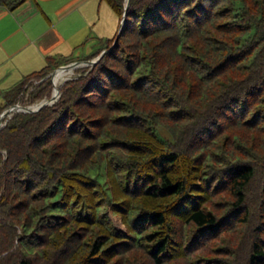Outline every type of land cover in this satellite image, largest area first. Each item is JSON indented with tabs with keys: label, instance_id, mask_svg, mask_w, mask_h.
Instances as JSON below:
<instances>
[{
	"label": "trees",
	"instance_id": "obj_1",
	"mask_svg": "<svg viewBox=\"0 0 264 264\" xmlns=\"http://www.w3.org/2000/svg\"><path fill=\"white\" fill-rule=\"evenodd\" d=\"M104 1L121 28L126 0ZM120 28L87 61L118 40L116 47L88 76L66 83L58 102L16 114L0 130V264H139L140 252L155 264L175 262L219 236L223 225L199 196L225 187L237 210L225 226L248 223L247 191L264 144L249 150L237 137L230 146L215 137L229 121L264 130V0H131ZM232 34L238 38L224 39ZM204 44L221 52L217 65ZM168 57L178 61L169 71ZM62 66L50 60L27 77L0 116L24 100L34 78L45 81L29 103L49 97L48 77ZM209 84L224 95L207 99ZM165 124L174 143L158 133ZM211 145L219 148L208 152ZM185 226L199 232L192 249ZM256 233L247 264H264V220Z\"/></svg>",
	"mask_w": 264,
	"mask_h": 264
},
{
	"label": "rangeland",
	"instance_id": "obj_2",
	"mask_svg": "<svg viewBox=\"0 0 264 264\" xmlns=\"http://www.w3.org/2000/svg\"><path fill=\"white\" fill-rule=\"evenodd\" d=\"M88 7L90 9L89 12H86V10L83 11V14L88 15V16H85L80 12L78 15L73 17V19L75 20L72 23L71 29L69 31L64 30L65 35L66 36L68 35V37L65 38V43L58 48L59 50L63 52H68L71 50L72 44H74L75 42L79 43V46L80 45L81 46L76 51L73 49L75 52H73L74 54L71 60H68V61L61 60L60 62L64 63L65 66H68L74 63H79L80 66L77 69H74L71 74H68L66 78L60 81V84L57 85V87L60 89V94L56 102H58L61 99L62 97L61 89L64 87L66 83L77 79L83 74H85V76H88L91 73V71L94 69V67L96 66V65L94 67L88 66L87 62L96 60L103 53L94 60L87 61V59L85 58L89 56V54L92 51L97 49L98 38H105V39L114 38L120 26L117 15L115 14L113 9L111 8V6H109L107 2L105 1L101 2V0H95L92 3H90ZM87 20L92 21V24H89L90 27L94 25L91 32L82 30L84 25L87 23ZM213 35H216V34H213ZM70 36L73 37L71 40H69ZM87 36H89L88 40H86ZM234 36L236 35L234 34L230 36L227 35L224 37V39L234 40ZM115 44L117 45V43L115 42L111 49L116 47ZM189 46H192V44H189L188 47ZM202 48H204L202 52L204 51V53L206 54V57L209 59V62H211L210 65H213V66L214 64L217 65L219 59L221 58L220 57L221 52L218 50L211 51V49L208 48L207 44H204ZM111 49L105 50L103 52H107L108 54L109 52H111ZM206 50H208V52L210 53H207ZM40 64L43 65L41 62ZM166 64H168V68H170V70H173L177 66L178 61L173 60V59L171 60V58L168 57V61L165 63V67L167 70ZM35 68H36V65L33 63L27 69V71H31ZM50 76L48 78H50ZM237 76L238 78H241L244 75H240V73H237ZM44 81L45 79L41 80V78L32 79L26 86V88H29L28 94L26 95L24 100H21L17 105H20L23 107H35L41 104L45 100L46 101L50 100L52 96L54 95V91H55L53 80H52V87H51V95L49 97H46L41 101L29 103L30 98H31L29 94L32 93L35 90V88L38 87ZM7 91H8V88L6 87V85H3V86L0 85V105L1 103H3V99L7 96V93H8ZM214 91H216L219 95H224L225 88L221 87V89H219L218 85L215 86L213 84L211 85L209 84L205 87L204 91L202 92L204 94L207 93L208 94L207 99L210 98L211 99L210 101H213L215 99L213 98L215 96L213 94ZM199 107H200V104H199ZM203 110L205 111L206 108H204ZM16 114H20V113H16ZM13 116L6 118L4 120L2 128H4L9 123V121L13 118ZM221 122H224V121H221ZM167 124L160 126L158 128V133L164 140L170 143H174L173 137L171 136L169 132V128L166 127ZM226 127L229 129L225 133H223L221 137L218 138L216 136L217 132L215 131H217V129L214 128L213 131L209 132L210 134L207 138L216 136L215 138L218 144L225 145V143L226 144L228 143V146H230L232 142L234 143L233 138L236 139L237 137V139L242 141L244 145L248 147L249 150L250 149L253 150L255 148V145H259L262 142L264 144V130H257V129H254V127H250V126H232L231 121L227 122ZM198 130H200V128ZM179 135H180L179 138L185 141L186 136L183 133H180ZM206 148H208L209 150L208 152H212V150H216V148H219V147H215L211 145ZM260 152H262L264 155L263 147H262V150L260 149ZM246 153H249V156H251L250 151L247 150ZM256 153H259V152H256ZM1 154L3 158L6 159L7 153L2 152ZM257 158L260 160L262 157L257 156ZM262 168L264 169V163L260 164V166L257 165L258 175L256 176V179L254 180L252 186L247 191L248 198L246 201V207L250 209V218H249L248 223L244 227L238 225V223H234V225L232 226L231 225L230 226L228 225L227 227L225 226L226 224L231 223L233 221L234 215L237 213V210L233 209L232 207V204L230 201L232 199L227 194V187H225L220 193H214L213 190H211V192H208V193H201L199 197L203 198L201 199V203L204 204L203 207H205L207 210H210L211 212H215L216 216L219 218L220 224L223 225V229L220 231L219 236L213 239L206 246H204L203 244V246L201 247L199 244L200 247L196 248L193 252H191L190 256H187L182 259H177L175 262H169L168 264H247V260H248L247 258L250 252L251 243L257 239L256 229L262 224L264 220V216H263L264 170H262ZM109 216L111 217L114 226L119 231H122V232L127 231L124 221L121 217H116V216L114 217L112 215L111 210L109 211ZM94 229L98 230L97 228L92 227V230ZM198 233L199 232L197 228L193 226H185L184 228V234L186 235L185 244L186 246H189L190 249H192L190 245L197 240L196 237L198 236ZM35 249L37 251H43L44 253H46L47 257L48 255L50 256L52 253L56 254V258H58V255H59V252L57 254V251H54L53 247H49V248L39 247ZM37 251H35V254L37 253ZM138 255L140 256L139 257L140 261H138L139 264H155L154 262L145 259V257L147 256L146 254L143 255V253L140 252Z\"/></svg>",
	"mask_w": 264,
	"mask_h": 264
},
{
	"label": "crops",
	"instance_id": "obj_3",
	"mask_svg": "<svg viewBox=\"0 0 264 264\" xmlns=\"http://www.w3.org/2000/svg\"><path fill=\"white\" fill-rule=\"evenodd\" d=\"M93 1L95 0H29L15 9L0 5V85L8 88L0 107L13 101L15 90L24 80L41 72L49 65L50 60L72 59L73 52L81 45L75 42L70 51L59 50L68 37L64 30L71 29L74 16L80 12L83 14L85 10L89 12L88 5ZM118 21L120 25L119 17ZM89 24L92 21L87 20L82 30L91 32L94 25L90 27ZM72 38L70 36L69 40ZM114 38H98L97 49L85 59L104 49L107 42ZM88 39L89 36L86 40ZM33 63L36 68L27 71Z\"/></svg>",
	"mask_w": 264,
	"mask_h": 264
},
{
	"label": "water",
	"instance_id": "obj_4",
	"mask_svg": "<svg viewBox=\"0 0 264 264\" xmlns=\"http://www.w3.org/2000/svg\"><path fill=\"white\" fill-rule=\"evenodd\" d=\"M130 5H131V0H126V4H125V14H124L123 19H122V22H121L120 32L126 26V23H127V14H128ZM117 42H118V40L116 41V43ZM106 54H107V52H103V54L99 58H97L96 60L91 61V62H87L88 66H93L94 67L95 65L98 64V62L101 60V58L104 57ZM79 66H80L79 63L70 64L68 66L60 67L58 70H56L55 72H53L51 74L50 78H52V80H53V83H54V86H55V91H54V95L52 96V98L50 100H47V101L45 100L41 104H39L38 106H35V107H23V106H20V105H16V106H13V107L7 109L0 116V130L3 127L4 120L6 118H9V117L13 116L16 113L34 114V113L40 112L41 110H43L46 107L52 106L57 101V99L59 97V94H60V89L57 87V85L55 83V76L57 75V73L59 71H61V70H66V71H69L71 69L74 70V69H77Z\"/></svg>",
	"mask_w": 264,
	"mask_h": 264
},
{
	"label": "bare ground",
	"instance_id": "obj_5",
	"mask_svg": "<svg viewBox=\"0 0 264 264\" xmlns=\"http://www.w3.org/2000/svg\"><path fill=\"white\" fill-rule=\"evenodd\" d=\"M73 72V70H69V71H66V70H61L57 73V75L55 76V83L56 85H59L60 84V81H62L64 78H66V76L68 74H71Z\"/></svg>",
	"mask_w": 264,
	"mask_h": 264
}]
</instances>
